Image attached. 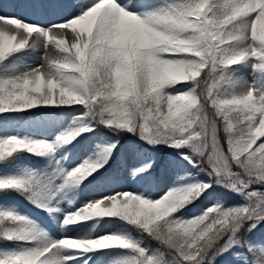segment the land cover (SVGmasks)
Here are the masks:
<instances>
[{"label": "snow or ice", "instance_id": "snow-or-ice-1", "mask_svg": "<svg viewBox=\"0 0 264 264\" xmlns=\"http://www.w3.org/2000/svg\"><path fill=\"white\" fill-rule=\"evenodd\" d=\"M9 5L0 0V264H217L225 254L264 264V0ZM54 113L68 119L44 127ZM86 134L98 139L77 162ZM184 162L204 178L177 173L159 196L139 186ZM81 185L93 197L63 211ZM19 197L75 234L54 238L16 210Z\"/></svg>", "mask_w": 264, "mask_h": 264}, {"label": "rangeland", "instance_id": "rangeland-1", "mask_svg": "<svg viewBox=\"0 0 264 264\" xmlns=\"http://www.w3.org/2000/svg\"><path fill=\"white\" fill-rule=\"evenodd\" d=\"M9 6V2L4 4L5 8H8L6 12L11 13L13 10ZM68 118L65 117L62 114L54 113L48 117H45L42 121V125L46 128L50 129H56L61 127V125L64 124V122ZM98 139V137H93L91 134H86L85 139H83L78 145H76L75 148L71 151V157L76 160L77 162L86 158L90 155L92 151L93 141ZM134 138H126L124 141H122L123 144L126 146H130L133 142ZM137 144L143 145V142L136 141ZM172 149H163L161 150L158 155L161 157V159H171L173 154ZM32 160L37 166L42 161V158L40 157H32ZM102 171V170H101ZM197 169L193 168L191 165L187 164V162H184L183 166L180 168H177L173 171H167L163 174L159 170L156 171L155 178H159L157 181L154 179L153 181L145 180L141 182L139 186L141 187H148L153 193L157 196L163 195L164 192L168 190V188L175 186L178 176L179 175H187L189 173L192 174V178L195 179H202L204 177L203 173H199V176H196ZM93 186H89L85 188L83 185H81V190L78 192V194L74 197L73 203L69 204L67 202V199H63L60 203V207L63 211H73L78 207H82L84 202H87L89 199H91L95 192L93 191ZM95 190V189H94ZM234 197L233 200H239L238 197H235L234 194H231ZM207 201H198L196 205H193L189 209V213L186 216H192L194 214H197L200 209H202ZM16 210L20 212V214L26 216L29 218V220L35 222L36 224H39L42 219L46 216L49 218L50 214L43 209L36 207L34 204L30 203L28 200L24 199L23 197H19L16 201ZM63 211L60 213L63 214ZM19 227H25L26 225L19 224ZM30 226V225H28ZM72 227L79 228L78 225H73ZM47 231V229H45ZM258 236H264V225L261 226V231L257 233ZM2 246V245H0ZM101 264H108L107 258H105ZM217 264H233V260L230 257L229 254H225V257H222L218 260Z\"/></svg>", "mask_w": 264, "mask_h": 264}, {"label": "bare ground", "instance_id": "bare-ground-1", "mask_svg": "<svg viewBox=\"0 0 264 264\" xmlns=\"http://www.w3.org/2000/svg\"><path fill=\"white\" fill-rule=\"evenodd\" d=\"M49 222H50V225H48L49 224ZM41 228H45V227H49V228H51V229H53V232H54V238H56V239H59L60 238V236H63V235H70V234H73V233H68L67 231H64V232H59V229L58 228H55L54 226H53V223H52V218H51V216H50V218H49V220L47 221V222H45V223H39L38 224ZM44 226V227H43ZM84 230V229H83Z\"/></svg>", "mask_w": 264, "mask_h": 264}]
</instances>
